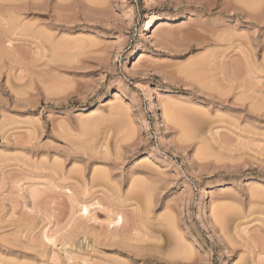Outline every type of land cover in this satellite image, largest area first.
<instances>
[{"label":"rangeland","instance_id":"rangeland-1","mask_svg":"<svg viewBox=\"0 0 264 264\" xmlns=\"http://www.w3.org/2000/svg\"><path fill=\"white\" fill-rule=\"evenodd\" d=\"M250 1L0 0V264H264Z\"/></svg>","mask_w":264,"mask_h":264},{"label":"bare ground","instance_id":"bare-ground-1","mask_svg":"<svg viewBox=\"0 0 264 264\" xmlns=\"http://www.w3.org/2000/svg\"><path fill=\"white\" fill-rule=\"evenodd\" d=\"M198 1H199V0H198ZM246 1H247V0H246ZM252 1H253V0H251L250 2H252ZM254 1H255V0H254ZM254 1H253V2H254ZM257 2H258V0H257ZM259 2L262 3L261 0H260ZM259 2H258V3H259ZM263 2H264V1H263ZM250 4H251V5L253 4L252 6H254V3H250ZM250 4H249V5H250ZM255 4H256V3H255ZM258 6H259V5H258ZM258 6L255 5V7H258ZM260 7H261V6H260ZM250 8L253 9L254 7H253V8L250 7ZM190 122H191V121H190ZM191 125H192V124H191ZM82 206H83V207H82L83 210L87 212V210H88V206H86V205H82ZM87 213H88V212H87ZM120 220H121V218L118 217L117 221H114V224H118Z\"/></svg>","mask_w":264,"mask_h":264}]
</instances>
